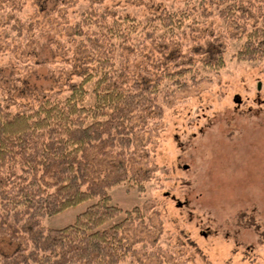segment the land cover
<instances>
[{
  "label": "rangeland",
  "instance_id": "374dc122",
  "mask_svg": "<svg viewBox=\"0 0 264 264\" xmlns=\"http://www.w3.org/2000/svg\"><path fill=\"white\" fill-rule=\"evenodd\" d=\"M200 2L0 0V100L13 96L32 102L62 86L71 71L83 70L86 53L72 32L91 5L146 19L164 8H199ZM257 4L263 15L251 19L250 30L264 26V0ZM206 9L212 15L199 16V24L176 40L193 66L184 78L192 83L190 76L198 71L204 81L175 90V77L165 79L163 118H150L151 129L135 135L130 168L137 178L109 189L124 209L141 206L150 227L127 225L140 254L124 264H264V58L239 60L235 54L246 34L240 40L231 36L235 27L220 17L219 7ZM17 22L22 34L13 28ZM210 42L226 49V64L219 70L205 65L206 53L196 50ZM134 45L131 75L154 74L158 50L141 37ZM92 202L48 216L44 224L62 228ZM18 247L17 240L0 239L3 254Z\"/></svg>",
  "mask_w": 264,
  "mask_h": 264
},
{
  "label": "trees",
  "instance_id": "16d2710c",
  "mask_svg": "<svg viewBox=\"0 0 264 264\" xmlns=\"http://www.w3.org/2000/svg\"><path fill=\"white\" fill-rule=\"evenodd\" d=\"M261 1L201 0L199 8H164L146 19L113 6L91 5L81 13L72 36L86 53L83 70L71 71L62 86L32 102L0 100V239L19 242L13 252H0V264H124L139 257L126 228H150L143 208L124 209L109 189L137 178L130 168L135 135L151 129L150 118H163L165 79L175 77V90L204 81L198 71L191 74L192 83L184 78L193 66L176 40L199 24V16L211 14L206 7L213 5L235 27L231 36L240 40L246 34L235 56L264 58V26L248 28L252 18L263 15ZM13 28L22 34L20 22ZM137 37L160 54L154 74L141 79L130 69ZM196 50L206 53L205 65L225 66L223 46L210 42ZM142 116L143 124L135 125ZM88 200L93 202L72 223L44 224V218Z\"/></svg>",
  "mask_w": 264,
  "mask_h": 264
}]
</instances>
